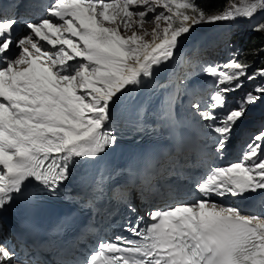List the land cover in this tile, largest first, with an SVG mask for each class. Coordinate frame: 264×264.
Masks as SVG:
<instances>
[{
  "label": "snow or ice",
  "instance_id": "obj_1",
  "mask_svg": "<svg viewBox=\"0 0 264 264\" xmlns=\"http://www.w3.org/2000/svg\"><path fill=\"white\" fill-rule=\"evenodd\" d=\"M258 10L264 0H229L215 14L195 0H51L46 15L27 21L19 37L17 18L0 16V211L29 181L58 194L78 160L115 145L111 105L174 59L196 26L252 18ZM145 23H153L150 33ZM254 30L264 33V22ZM205 74L216 90L210 102L191 107L215 134L222 158L248 107L264 100V82L230 109L229 94L264 78V68L250 72L247 63L230 59L206 65ZM195 187L192 202L151 210L143 227V217L125 225L138 239L99 240L85 264H264V217L211 199L264 190V130L239 159L212 167ZM0 264H23L6 240Z\"/></svg>",
  "mask_w": 264,
  "mask_h": 264
},
{
  "label": "rangeland",
  "instance_id": "obj_2",
  "mask_svg": "<svg viewBox=\"0 0 264 264\" xmlns=\"http://www.w3.org/2000/svg\"><path fill=\"white\" fill-rule=\"evenodd\" d=\"M231 2L239 4L240 0H231ZM228 3H229V1H227L223 5V7L220 9V11H222L227 6ZM213 14H215V12H213ZM234 21H238V23L236 25H234L237 27L238 30H240L241 27H244L246 25L245 23H249L248 25H250V33L246 37V39L251 38V35H259V36L261 35L263 37L262 40H259V42H260L259 45H261L260 48L253 53L257 59V62L258 61H260V62H259V64H257L256 61H254L252 63L255 64L254 67L264 68V33L257 32L254 30V27L256 24H258L260 22H264V10H258V13L254 14V16L252 18L234 19V20H232V22L230 21L231 25H233L232 23ZM227 22H228L227 24L230 25V22L229 21H227ZM153 26H154L153 23H145L144 24V30H146L150 33ZM199 27H202V26H199ZM229 29H228V34L226 33L225 37L230 36L232 33L238 32V30H235V28L230 30V31H229ZM224 31L226 32L227 29H225ZM242 37H245V35L244 36L242 35ZM146 38H149V37H146ZM237 39L243 40L240 35L237 36ZM254 71H255V69H253L251 72H254Z\"/></svg>",
  "mask_w": 264,
  "mask_h": 264
},
{
  "label": "trees",
  "instance_id": "obj_3",
  "mask_svg": "<svg viewBox=\"0 0 264 264\" xmlns=\"http://www.w3.org/2000/svg\"><path fill=\"white\" fill-rule=\"evenodd\" d=\"M229 0H195V2L209 10V14H213V10H220L223 5ZM250 32V30H249ZM263 37L260 35H251V39L247 45V48L241 52V58L245 63L257 62L255 55L253 54L256 50L260 48L259 40H262ZM260 61L257 62L259 64Z\"/></svg>",
  "mask_w": 264,
  "mask_h": 264
},
{
  "label": "bare ground",
  "instance_id": "obj_4",
  "mask_svg": "<svg viewBox=\"0 0 264 264\" xmlns=\"http://www.w3.org/2000/svg\"><path fill=\"white\" fill-rule=\"evenodd\" d=\"M238 19V18H237ZM230 22V21H229ZM231 22H232V20H231ZM231 22H230V25H228L227 23V21L226 22H217L216 24H217V26H224L225 24H227V25H225V26H227V29L228 28H230L229 29V31L230 30H232V29H234L235 28V30H238L237 29V27L236 26H234V25H236L237 23H238V21H234L232 24L233 25H231ZM246 25L244 26V27H241L240 28V30H238V32L240 33V34H242L243 36L245 35V37L248 35V33H249V30H250V25H248L249 23H245ZM206 25H208V24H201V25H198V26H196V27H199V26H202V28L203 27H205ZM242 29V30H241ZM195 32V30H193L192 32H191V34H193ZM190 34V35H191ZM174 78H176V77H174ZM84 242H85V244L87 245V246H89L90 244H91V240H90V237H86L85 239H84ZM85 244H82V245H79L78 247H77V256H78V253L79 252H82V251H84V249H85ZM57 261L58 260H55V262L57 263ZM58 263L59 264H65V261H62V260H59L58 261Z\"/></svg>",
  "mask_w": 264,
  "mask_h": 264
}]
</instances>
